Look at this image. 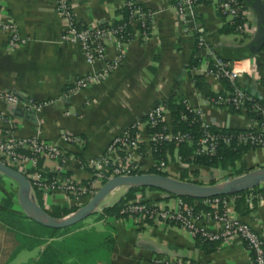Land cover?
Wrapping results in <instances>:
<instances>
[{"label": "crops", "instance_id": "obj_1", "mask_svg": "<svg viewBox=\"0 0 264 264\" xmlns=\"http://www.w3.org/2000/svg\"><path fill=\"white\" fill-rule=\"evenodd\" d=\"M68 1L76 26L84 27L120 19L121 8L130 0ZM131 1L154 11L147 37H142L139 28L133 27L122 61L98 81L65 96V91L73 86L76 78L101 71L104 62L87 63L78 43L60 39L66 21L56 9L55 0H0L2 14L14 21L18 33L26 39L25 44L8 48L7 37L0 32V89L14 91L42 103L39 111L31 112L0 101V134L13 132L17 136H37L41 140L58 143L65 150L63 161L41 158L42 172L91 184L93 190L102 183L98 179L93 180L88 160L102 153L111 138L125 127L170 98L185 101L199 111L204 120L215 125L233 129L257 128L256 121L248 116L245 109L235 111L211 105L206 101L203 88L196 86L194 76L200 75L210 91H224L221 80L191 70L193 66L203 69L210 63L209 50L227 52L232 61H237L236 64L244 70L240 77L242 88L264 102V48L247 58L234 57L235 52L253 39L258 29V18L250 5L245 6L247 30L237 32L230 23V17L217 9L216 0L197 1L194 19L189 23V29L183 31L175 14V0ZM200 35L207 45L205 48L197 46V36ZM106 52L109 57L114 56L116 48L112 40L108 42ZM165 123L171 127L169 111L165 112ZM63 134L78 135L81 142L66 145L61 142ZM140 151L141 154L136 155L140 173L157 170L155 166L163 163L158 171L177 179L184 169H197V175L192 178L203 184L229 179L218 175L219 168L182 161L178 148L172 155L167 154V161L160 162L153 158L147 146H142ZM245 161L249 169L264 166V148L247 150ZM37 166L36 163L33 169L39 170ZM2 176L5 175L0 173V207L7 208L12 202L2 186ZM258 186L264 188V183ZM39 192L44 209L51 204L60 205L69 211L66 215L90 199L87 195L68 201L60 193L50 198ZM125 192L123 186L111 190L94 214L89 215L90 219L81 220L79 227L69 233L74 236L83 233L90 238L88 246L94 247L95 251L87 264H149L155 257L171 262L190 260L196 264L251 262L252 255L239 236L206 241L175 224L141 223L134 218L115 217L102 211ZM250 192L252 199L248 201L246 193L243 204H238L234 196L224 199L228 202L229 213L247 223L264 242V193L261 190ZM33 194L37 201L35 192ZM136 195L165 205L172 204L177 197L181 198L151 189L137 191ZM181 199L201 209H210L209 205L202 203L203 198H195L191 202ZM15 204L7 209L20 213L21 209L16 207L17 200ZM223 209L219 205L218 210ZM204 224L211 230H221L216 222L206 221ZM0 227L6 231L1 223ZM32 252L34 249L29 250L28 255ZM36 255L37 252L30 259Z\"/></svg>", "mask_w": 264, "mask_h": 264}, {"label": "built area", "instance_id": "obj_2", "mask_svg": "<svg viewBox=\"0 0 264 264\" xmlns=\"http://www.w3.org/2000/svg\"><path fill=\"white\" fill-rule=\"evenodd\" d=\"M264 2V0H262ZM197 0H175V14L183 31L189 29V23L195 16V4ZM125 5H133L127 1ZM56 9L66 21V28L60 36L63 41L78 43L82 49L84 59L87 63L103 61L104 67L101 71L84 74L75 79L73 86L65 91L64 95L69 96L84 89L90 83L98 81L110 70L116 67L124 57L125 44L132 38L133 27H138L140 35L147 37L148 28L154 17V11L142 10L134 5L130 9V16L127 21L118 25H90L79 28L76 26L70 3L68 0H55ZM216 7L220 13L230 17V23L235 31L247 30L245 20L246 7L239 0H216ZM130 27V29H129ZM250 29L248 30L249 33ZM0 32L7 37L8 48H16L26 43L16 28L13 20L4 17L0 7ZM112 40L116 48L114 56L109 57L106 52L108 42ZM197 46L207 47L204 38L197 36ZM210 63L203 69L197 66L192 71H201L205 76L215 79H225L230 84V89L218 93L214 97H207L206 101L215 106L233 107L236 110L245 109V101H253V95L249 94L240 84V77L244 70L232 60H225L213 50L208 51ZM0 101L22 107L25 110L39 111L42 103L31 98H25L14 91L0 89ZM185 102V101H184ZM186 108L194 110L186 102ZM253 110L261 117L257 128L246 129L239 132L235 138L240 142H250L255 147L264 148V103L253 102ZM167 107L163 104L156 105L144 116L145 119H138L125 127L120 133L111 138L104 151L96 157L88 160L92 169L93 180H100L103 183L106 179L116 175H131L140 173V165L136 158L141 154L142 146H147L152 151L151 145L157 141H175L195 144V152L212 154L216 148L217 136L207 129L213 123L204 120L201 113L195 110L202 120L203 130L197 140H194L188 133H172L170 127L165 123V112ZM181 118H185L182 114ZM161 130L150 132L149 128H156L163 123ZM232 135H225L223 140L228 143ZM61 142L66 145H76L81 142L78 135L63 134ZM65 150L55 142L41 140L37 136H17L13 132L0 134V157L5 163L21 170L30 180L31 192L36 190L43 192L45 197H54L61 194L68 201L79 200L96 190L92 185H85L74 182L68 178H60L57 175L47 176L41 170H34L39 158L63 161ZM163 163L156 165L160 170ZM93 184V183H92ZM253 194L247 193V200H251ZM234 200V197H233ZM202 203L209 205V210H204L196 204H187L180 197L172 204L165 205L158 201L145 200L141 195H136L128 200L121 213L127 217L134 218L141 223L148 221L160 224H175L187 230L189 233L207 241H215L220 238H231L239 236L245 242L247 249L252 255L248 264H264V242L261 236L247 223L242 222L238 217L232 216L227 207L228 202L221 197L203 198ZM219 205L224 209L218 210ZM213 221L221 226L220 231L209 229L204 222ZM149 264H196L193 261L171 262L163 257L151 259Z\"/></svg>", "mask_w": 264, "mask_h": 264}, {"label": "trees", "instance_id": "obj_3", "mask_svg": "<svg viewBox=\"0 0 264 264\" xmlns=\"http://www.w3.org/2000/svg\"><path fill=\"white\" fill-rule=\"evenodd\" d=\"M202 1V0H197ZM244 6H247V2L244 0H239ZM133 5H124L121 10V18L109 23L110 25H118L130 16V9L136 5L141 7L142 10H147L145 7L134 1H129ZM103 25H107L106 23ZM82 28L83 26H78ZM86 27V26H84ZM234 27V26H233ZM130 29V27H129ZM264 48V45L263 47ZM220 57L225 60H231L227 52H218ZM195 84L199 89L203 88V94L206 97H214L218 93H213L209 90L208 86L203 83V77L200 75L194 76ZM224 85V90L230 89V84L225 79H220ZM246 91V90H245ZM248 92V91H247ZM249 93V92H248ZM253 101L247 100L244 102V108L248 116L255 121H260L261 117L253 110V102L257 101L259 103H264L262 100L255 96ZM164 105L167 107L170 117H171V127L172 133H188L190 136L197 140L202 133L203 126L202 120L195 110L187 109L184 101H176L174 98L168 99ZM235 110L233 107H229ZM184 114L185 118H181ZM141 119H145L143 116ZM163 123H160L156 128H149V131L161 130ZM208 130L213 132L217 136V144L214 152L212 154L195 152V144L188 145L187 142H175V141H157L151 145V154L153 158L157 161H167V154L172 155L173 150L178 148V154L182 161L190 162L202 167L219 168L224 170H229V178L242 174L249 170L245 161V153L249 149L256 148L250 142H240L235 138V135L239 132L246 131V129H233L228 127H222L215 124H211L207 127ZM225 135H232L228 143L223 140ZM39 158L37 161V169L41 170L42 160ZM42 171V170H41ZM149 172H157L164 175H168L166 172L158 171L155 169L149 170ZM198 170L194 169L188 171L184 169L178 175L180 180H188L196 183H201L197 179L192 178V176L197 175ZM45 175L51 176L52 173L44 172ZM214 183V181H210ZM145 189L157 190L152 187H140L132 190L126 191L113 205L103 207L102 211L115 217L126 216L121 213V209L125 203L134 198L135 192L143 191ZM261 190L264 193V188L255 186L251 189L237 192L230 195L218 196L221 198H227L234 196L237 198L238 204H243V199L246 193L250 191ZM35 196L37 202L42 206L41 193L35 191ZM186 202H191L195 198L183 197ZM198 199V198H197ZM46 212L54 217H63L69 211L60 206L51 204L45 208ZM0 223L4 226L6 231L11 233L16 241V246L12 251L9 260H12L16 255L23 250H33L39 248L35 258L30 259L24 264H87L88 261L92 260L95 248L88 246L90 238L86 234H78V236L69 235V233L78 228L80 222L65 228H51L45 227L39 223L34 222L29 219L22 211L20 213L14 212L10 209L0 207ZM207 241V240H206ZM42 246V248H41Z\"/></svg>", "mask_w": 264, "mask_h": 264}, {"label": "water", "instance_id": "obj_4", "mask_svg": "<svg viewBox=\"0 0 264 264\" xmlns=\"http://www.w3.org/2000/svg\"><path fill=\"white\" fill-rule=\"evenodd\" d=\"M244 1L252 7L257 15L258 29L253 39L234 53L235 58H247L264 45V2L262 0ZM0 173L16 183V200L22 212L34 222L51 228H65L80 222L96 210L105 195L120 186L125 187L126 191L140 187H152L167 196L211 198L245 191L264 183V166L251 168L224 181L209 184L180 180L157 172L116 175L106 179L90 199L74 212L63 217H54L37 203L31 192L30 180L24 172L0 159Z\"/></svg>", "mask_w": 264, "mask_h": 264}, {"label": "rangeland", "instance_id": "obj_5", "mask_svg": "<svg viewBox=\"0 0 264 264\" xmlns=\"http://www.w3.org/2000/svg\"><path fill=\"white\" fill-rule=\"evenodd\" d=\"M0 158L2 159V157H0ZM228 174H229V170L219 169V171H218V175H221L223 177L226 176L227 178H229ZM2 177H3L2 178V180H3L2 186H3V188H5L4 190L7 192V194L9 195V197L11 199V202H12V204L7 206V208H12L14 205H16L15 200H16L17 185L12 180L7 178L6 176H2ZM213 181L215 182V180H213ZM205 184H208V183H205ZM16 207H19V205ZM17 209H20V207ZM89 217L90 216H87L84 219H90ZM14 246H15V240H14L13 236L11 234L7 233L6 231H3V229L0 227V250H1L0 264H8V263L24 264V263H27L30 260V257L33 256L34 254H36V252H38V250H39V248L37 247L34 249V252H32L29 255H28L29 251H23V252H21V254L16 255V257L14 259L8 260V258L11 255L10 253L13 250ZM41 248H42V246H41Z\"/></svg>", "mask_w": 264, "mask_h": 264}]
</instances>
